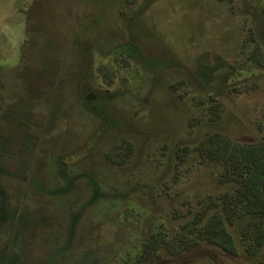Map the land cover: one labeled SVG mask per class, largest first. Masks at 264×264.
Wrapping results in <instances>:
<instances>
[{
    "label": "rangeland",
    "instance_id": "obj_1",
    "mask_svg": "<svg viewBox=\"0 0 264 264\" xmlns=\"http://www.w3.org/2000/svg\"><path fill=\"white\" fill-rule=\"evenodd\" d=\"M141 1L121 15L122 0H0V264H134L148 233L171 234L185 219L172 206L220 190L214 167L173 164L176 142L193 148L212 131L260 139L264 68L250 52L259 44L264 53L254 17L264 0H150L132 11ZM125 30L134 35L125 46L131 53L139 46L151 66L174 65L156 72L126 59ZM98 65L111 80L106 87L122 93L106 104L113 126L104 134L93 109L78 103L84 89L104 88ZM102 100L84 99L92 108ZM215 102L222 113L210 121ZM91 137L99 143L66 168L60 185L67 154ZM127 144L129 158L112 163L108 156ZM90 176L104 195L88 204ZM237 229L230 227L235 238ZM192 248L180 260L160 252L151 264L264 258V249L248 256L241 247L235 254L204 242Z\"/></svg>",
    "mask_w": 264,
    "mask_h": 264
},
{
    "label": "trees",
    "instance_id": "obj_2",
    "mask_svg": "<svg viewBox=\"0 0 264 264\" xmlns=\"http://www.w3.org/2000/svg\"><path fill=\"white\" fill-rule=\"evenodd\" d=\"M135 1L122 0L119 13L124 15V6L130 9L129 6ZM219 1L232 2V0ZM149 3L150 0H142L140 6L132 11H144ZM262 3L264 6V2ZM254 17L257 19L258 29L264 28V8H261V11H254ZM126 33L130 37L132 36L129 34L131 33L130 30H125ZM124 37L125 44L121 43L124 44V48L121 46L120 50L126 59H137L145 67L156 72L166 70L174 65L175 62L167 63L164 69L151 66L146 61L149 58H144L139 46L138 50H133V53L128 47H125L131 41L133 42L134 35L131 39L127 38L126 35ZM125 39H129V42ZM94 52V50H91L88 69L84 70V74L89 71L90 83ZM250 59L254 64L264 68V53L259 44H254L250 52ZM95 72L96 74L99 73V75H95L98 81L101 79L104 83V88H89L88 94L85 93L84 89L78 103L85 111L93 109L92 113L99 119L98 122L100 121V124L106 128L104 134L108 128L113 126L108 122L109 119L106 116L108 112L113 113L109 111L106 104L111 101L113 94L122 93L111 91L106 87L110 85L111 80H108V74L101 65L96 67ZM84 77L77 82H81ZM92 79L94 80V77ZM90 96L100 98V101L104 100L92 108L87 106V102L84 101L86 97L89 98ZM221 108L219 102L210 104L207 111V115L209 114L208 119L210 121L217 120L222 113ZM196 120L199 121L200 118ZM92 133L97 135L95 138L97 139L100 132L95 130ZM98 143L99 141L93 142L91 137L88 142L83 141L79 145V152L74 151L67 154L65 168L62 170L57 168L59 170L57 176L60 178V185H63L69 176L66 168L83 161L87 154L86 147H89L88 151H90ZM131 151L132 146L127 144L126 151L124 150L116 157H108L112 163L121 164L129 158ZM173 155V164L177 163V166L190 161L196 163V165L204 164L214 167L212 170L218 172L214 176L220 184V190H217L218 193H215L217 191L214 190L212 192L205 191L207 193L193 197L190 203H183V208L181 204L172 206L171 209L175 213L181 212L185 219L171 234H167L160 229L148 233L135 255L134 264H151L160 252H166L170 255L171 260H180L191 253L194 245L201 242L213 244L229 254L237 253L240 247L248 256L260 253L264 249V130L260 139L253 142L233 141L222 132L212 131L193 148L187 147L183 142H176V150ZM79 178L86 177L81 174V176H78ZM87 179L91 187V196L88 202L90 204L97 198L94 194H98V197L104 194L98 193L97 182L91 176ZM48 196L53 197L50 194ZM233 226L238 228L236 231L237 238L230 230V227ZM260 264H264V258L260 259Z\"/></svg>",
    "mask_w": 264,
    "mask_h": 264
}]
</instances>
